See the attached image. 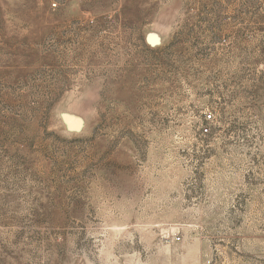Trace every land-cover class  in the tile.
<instances>
[{"label":"rangeland","instance_id":"rangeland-1","mask_svg":"<svg viewBox=\"0 0 264 264\" xmlns=\"http://www.w3.org/2000/svg\"><path fill=\"white\" fill-rule=\"evenodd\" d=\"M0 264H264V0H0Z\"/></svg>","mask_w":264,"mask_h":264},{"label":"built area","instance_id":"built-area-1","mask_svg":"<svg viewBox=\"0 0 264 264\" xmlns=\"http://www.w3.org/2000/svg\"><path fill=\"white\" fill-rule=\"evenodd\" d=\"M207 118H212V114H207ZM204 131H208V129L205 128Z\"/></svg>","mask_w":264,"mask_h":264}]
</instances>
